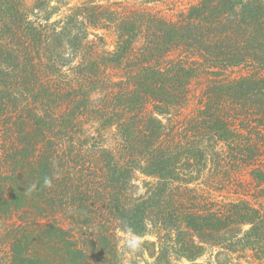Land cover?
Listing matches in <instances>:
<instances>
[{
  "label": "trees",
  "instance_id": "obj_1",
  "mask_svg": "<svg viewBox=\"0 0 264 264\" xmlns=\"http://www.w3.org/2000/svg\"><path fill=\"white\" fill-rule=\"evenodd\" d=\"M261 199L264 0H0V264H264Z\"/></svg>",
  "mask_w": 264,
  "mask_h": 264
},
{
  "label": "rangeland",
  "instance_id": "obj_2",
  "mask_svg": "<svg viewBox=\"0 0 264 264\" xmlns=\"http://www.w3.org/2000/svg\"><path fill=\"white\" fill-rule=\"evenodd\" d=\"M187 0H184V3H186ZM133 4V3H132ZM150 7H153L150 5ZM159 8H163L165 9V5H159ZM261 203H263L264 205V199L260 200ZM144 239H135L134 241H132V239H130L129 237L124 238V240L121 242L122 245L127 244L128 246H130V248L128 249V257H137L140 256L142 258V261L145 263L148 260V256L147 254H145L144 252H142L139 248V244H141L143 242Z\"/></svg>",
  "mask_w": 264,
  "mask_h": 264
},
{
  "label": "clouds",
  "instance_id": "obj_3",
  "mask_svg": "<svg viewBox=\"0 0 264 264\" xmlns=\"http://www.w3.org/2000/svg\"><path fill=\"white\" fill-rule=\"evenodd\" d=\"M44 183H45V185H49L50 186V180H48L47 178L45 179V181H44Z\"/></svg>",
  "mask_w": 264,
  "mask_h": 264
}]
</instances>
